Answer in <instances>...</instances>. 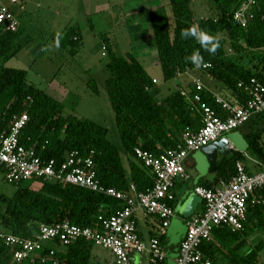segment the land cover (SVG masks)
I'll list each match as a JSON object with an SVG mask.
<instances>
[{
    "label": "trees",
    "instance_id": "1",
    "mask_svg": "<svg viewBox=\"0 0 264 264\" xmlns=\"http://www.w3.org/2000/svg\"><path fill=\"white\" fill-rule=\"evenodd\" d=\"M192 1L168 0L167 8L160 6L148 11L163 80H172L187 70L206 72L234 94L235 99L228 100L243 105L248 97L244 87L252 78L264 85V0H256L252 17L245 26L232 20L233 11L242 0H207L216 11L215 17L196 19L191 10ZM167 9L173 19L171 24ZM190 25H198L221 37V46L215 55L200 48L194 39H181V29ZM20 27L16 31H3L0 27V135L7 134L12 120L25 113L28 121L20 132V142L33 147L41 158L62 163L67 153L77 151L83 158L91 156L90 170L95 172L103 187L125 191L134 184L138 191L150 188L153 174L135 157L134 148L140 146L154 155H161L180 142L187 126L197 130L202 125V113L192 99V91L181 94L182 89L176 88L157 99L152 94L155 82L136 55L132 52L118 54L108 38L101 35L103 55L107 57L105 69L109 72L105 86L125 151L124 160L117 147L107 139L108 129L104 125L62 114L63 102L29 82L25 69L5 66L22 48L16 45ZM82 46L83 35L78 25L70 26L61 35L60 47L68 55L74 57ZM197 49L204 62L210 64L205 70L185 62V56ZM88 87L97 93L92 77ZM200 94L222 115L215 95L205 88ZM263 130L260 126L248 133L252 147ZM241 158L235 151L222 157L216 164V179L228 181ZM27 181V185H21L23 181L12 183L16 185L12 195L0 193V232L34 237L40 224L64 221L100 230L101 221L121 206L117 199L80 186L41 179ZM256 193L264 197V188ZM254 231H259L257 234L261 237L246 248V237ZM94 245L79 238L62 247L56 256L65 264H99L91 261ZM200 248L213 264H260V252L264 250V206L248 204L242 230L232 231L226 225H219L213 229L212 239L203 241ZM12 252L13 247L0 240V264H14ZM32 264L45 263L35 260ZM158 264H165V259Z\"/></svg>",
    "mask_w": 264,
    "mask_h": 264
},
{
    "label": "built area",
    "instance_id": "2",
    "mask_svg": "<svg viewBox=\"0 0 264 264\" xmlns=\"http://www.w3.org/2000/svg\"><path fill=\"white\" fill-rule=\"evenodd\" d=\"M5 1L0 0V27L3 31H16L20 22L10 6L20 4V0ZM255 4L256 0H242L233 11L232 20L245 26L252 17V7ZM208 67L210 64L205 63L199 69L205 70ZM189 71L191 70L186 72ZM203 89L200 78L194 77L190 81V89L181 90V94L192 91V99L199 105L202 125L197 130L187 126L181 134L180 142L161 155H154L140 146L134 148L135 157L154 177L153 185L144 191H138L134 184H130L125 191L103 187L95 172L90 170V155L83 158L77 151L69 152L62 163L41 158L33 147L20 142L19 135L28 121L27 114L15 117L9 132L0 135V176L4 181L18 183L41 179L72 184L117 199L121 206L101 221L100 230L64 221L40 224L34 237L0 232V240L13 247V263L32 264L37 260L45 264H65L56 256V252L79 238L110 252V259L104 264H130L132 254L144 252L148 254L149 264H158L166 259L159 236L144 240L138 234L136 212L142 211L155 216L162 235L173 216L175 181L189 178L184 164L187 156L212 141L225 138L226 132L264 112V85L255 78L244 87L248 97L243 105L220 95L214 96L222 115L202 99L200 91ZM235 170L228 181L221 180L218 185L209 187H194V193L202 200L203 208L185 219L187 229L179 245L176 264H213L200 248L203 241L212 239L213 229L226 225L232 231H240L243 229L248 204L258 203L264 206V197L256 193L264 188V165L259 171L250 173L237 162Z\"/></svg>",
    "mask_w": 264,
    "mask_h": 264
},
{
    "label": "rangeland",
    "instance_id": "3",
    "mask_svg": "<svg viewBox=\"0 0 264 264\" xmlns=\"http://www.w3.org/2000/svg\"><path fill=\"white\" fill-rule=\"evenodd\" d=\"M23 1V6L15 10L22 25L16 45L22 48L5 66L25 69L30 75L39 71L36 73L42 77L36 86L63 102L62 114L76 115L104 125L108 129L107 139L117 147L122 157L125 156L105 86L109 72L105 69L107 57L103 55L101 35L108 38L118 54L132 52L140 58L155 82L152 94L162 98L177 88L179 80H163L147 14L160 6L167 8L168 0ZM191 10L194 19L216 15L207 0H193ZM167 14L171 24L173 19L168 9ZM72 25H78L83 35V46L77 55L72 57L66 51L55 48L42 51L41 45H52L56 34L62 35ZM141 51H144L143 55H140ZM89 77L94 79L97 93L88 87ZM244 127L231 131L241 132ZM248 162L247 158L242 159L243 164ZM27 183L29 181L26 180L21 185ZM15 189L16 185L7 183L0 176V193L12 195ZM155 233L160 235L158 228ZM257 233L260 232L248 234L246 248L261 237ZM92 254L101 258L110 257V252L99 245L93 246ZM165 264L176 263L167 258ZM260 264H264V250L260 252Z\"/></svg>",
    "mask_w": 264,
    "mask_h": 264
},
{
    "label": "crops",
    "instance_id": "4",
    "mask_svg": "<svg viewBox=\"0 0 264 264\" xmlns=\"http://www.w3.org/2000/svg\"><path fill=\"white\" fill-rule=\"evenodd\" d=\"M23 4L24 1L20 0V4L15 6L14 5L10 6V9L14 13V15L18 18L19 22H20V18L15 10L23 6ZM20 26L19 27L22 28L21 22H20ZM54 41L55 38H53L52 49L55 48ZM41 46L44 47L45 45H41ZM59 49L65 51L61 47H59ZM143 54L144 51H141L140 55ZM137 58L140 60L139 57ZM145 69L147 71V67H145ZM36 72H32L31 75L30 73H27L28 81L34 83L35 85L37 82H39V78L42 77L39 73ZM194 77L200 78V80L204 85L205 90L209 91L213 95H220L224 98H228L231 100L235 99L234 94L231 91L227 90L224 87V85L214 80L206 72H199L197 70H191L189 72H185L184 74H180L177 77H175L174 79L179 80V84L177 88L189 90L190 81ZM88 79H90V77ZM243 126H245L244 127L245 129H242L241 132L239 131L235 132L230 130L224 134L225 135L224 137L226 138V142L230 144L231 152L232 151L238 152L242 156L239 162L245 167L246 171L253 173L259 171L264 165V140H263L264 130L260 132L257 142L254 144L253 147L249 143L248 133L251 132L252 130H257L258 127L260 126L264 127V113H262L259 116L251 118L245 124H243L242 127ZM222 157H223L222 155L218 154L217 162ZM124 158L125 157H123V159ZM244 158L248 159L249 162L247 164L242 163V159ZM184 164H185L186 172L189 175V178L185 180L180 178L175 181L174 189H173L175 193V199L172 202L173 216L171 217L168 226L165 228L164 233L162 235L161 234L156 235L155 231L158 228V220L155 216L147 215L142 211H137L135 215L137 231L140 237L143 238L144 240H148L152 236H159L162 246L166 252V259L168 258L170 259V261L173 260L174 263H176L175 259L178 255L179 245L183 240L187 229L185 223V219L187 217L182 216L180 214L181 209L184 207V205L187 203L188 200L195 197L199 199H196L197 201L194 208V213L199 212L203 208V203L200 197L194 193V187L196 185H202V183H206L211 186L218 185L222 180L219 178L216 179L215 171L209 170V163L207 156L201 151V149L192 151L185 159ZM246 239H247L246 242L248 243L249 237L247 236ZM109 259L110 257L101 258L97 254L95 255L92 254L91 261L101 264L109 261ZM130 264H149L148 254L146 252L142 254L140 253L132 254L130 258Z\"/></svg>",
    "mask_w": 264,
    "mask_h": 264
},
{
    "label": "clouds",
    "instance_id": "5",
    "mask_svg": "<svg viewBox=\"0 0 264 264\" xmlns=\"http://www.w3.org/2000/svg\"><path fill=\"white\" fill-rule=\"evenodd\" d=\"M181 39L187 40L189 38L194 39L204 51L210 55H215L220 48L221 37L216 34H210L209 32L202 30L198 25H190L186 28L181 29ZM61 41V34L57 33L54 41V47L59 49ZM53 45H46L42 48V51H49ZM185 62L191 63L195 67L199 68L204 65V57L201 55L199 49L194 50L190 55L185 56Z\"/></svg>",
    "mask_w": 264,
    "mask_h": 264
},
{
    "label": "water",
    "instance_id": "6",
    "mask_svg": "<svg viewBox=\"0 0 264 264\" xmlns=\"http://www.w3.org/2000/svg\"><path fill=\"white\" fill-rule=\"evenodd\" d=\"M200 149L207 156L210 171H215L216 169L218 154L224 157L231 152L230 144L226 142V138H221L219 140L212 141L204 145ZM196 199L199 198L194 197L187 201V203L180 211V214L182 216L188 217L194 213V208L197 201Z\"/></svg>",
    "mask_w": 264,
    "mask_h": 264
}]
</instances>
